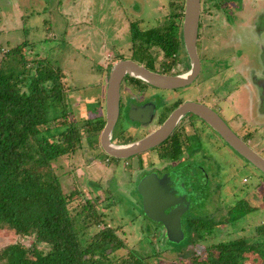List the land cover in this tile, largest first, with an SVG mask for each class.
Instances as JSON below:
<instances>
[{
	"label": "rangeland",
	"instance_id": "374dc122",
	"mask_svg": "<svg viewBox=\"0 0 264 264\" xmlns=\"http://www.w3.org/2000/svg\"><path fill=\"white\" fill-rule=\"evenodd\" d=\"M180 2L181 0H76L77 9L70 15L64 12L68 0H0V70L7 74H18L27 68L31 69L32 74H36L32 59L35 56L46 57L61 69L71 118L82 124L86 120L95 121L105 112L101 103L104 104V101L99 100L104 86L100 85L99 80L104 78L106 86L112 63L118 58L132 57L141 61L146 56L145 51L137 48L139 40L132 39L130 23L136 21L140 30L157 27L171 18L176 12V4ZM254 2L264 5V0ZM78 21L79 23H75ZM51 24H56V28H53L56 37L51 35L48 28ZM239 32L238 29L232 39H216L227 40L228 46H224V41L212 51L216 58L239 59L235 68L238 69L237 83L240 87L230 97L226 96L232 103L220 100L223 112L218 106L215 111L231 123L244 139H259L254 138L252 142H255L251 146L264 156V105L258 104L260 101L255 95L251 96V88L245 87V78L240 76L243 68L260 67L264 60L251 35H244V39H233ZM23 41L29 43L22 51L24 60H28L26 65L18 55H10V50ZM236 50L238 54L242 52V55L239 56ZM153 51L156 63L160 65L165 58L164 53L158 47L153 48ZM200 52L202 55V50ZM180 55L183 59L186 58L182 49ZM205 64L204 61V70L197 78V83L181 91L182 94L202 95V91H208L212 83L219 84V94L229 90L223 83L225 63L221 62L219 65V68L223 67L220 70L222 74L218 80L214 78L213 82L209 79L211 71ZM206 78L207 81L203 82ZM21 88L24 91L27 87L21 84ZM225 93L228 94V91ZM57 117L63 118L62 114ZM201 122L207 135L202 140V133L200 134L201 150L214 162L212 171L208 170L211 168L210 161L201 165L196 163L202 158H196L195 162H183L179 166H166L169 161L160 160L153 150L130 156L126 163L124 158L104 153L97 136L87 137L86 134L83 135L81 146L73 154L62 155L53 163L65 191L80 188L83 197L85 195L95 202L107 226L120 227L118 233L127 243V248L117 250L116 256L126 255L127 249L131 248L146 256L151 264H194L196 260H206L207 245L218 241L240 236L247 237L252 242L264 241V232L259 235L257 230L258 226L264 225V174L226 143L213 128ZM54 130L55 128L52 129L53 132ZM190 130L193 132L191 128ZM140 137L137 135L135 138ZM141 160L144 161V169H138ZM146 173H154L163 182H159L162 187L155 183L153 190L156 195L170 193L174 196L177 194L175 192H183L186 201L180 218L184 234L185 221L188 223L190 217L206 214L210 219L220 220L215 231L204 235V238L193 234L192 240L189 239L186 243L183 241L185 236L181 241L172 240L168 233L171 226L167 227L165 224L169 222L167 220L170 214L162 213L163 217L160 219L144 209L138 184ZM82 196H77L70 202L73 213L76 211L74 208L79 209L84 200ZM241 199L247 200L252 209L245 216L234 218L244 212L243 208H247ZM197 200L202 201L196 204ZM176 202L174 200V205L169 207H176ZM164 204L168 205L166 201ZM102 226L92 224L86 229V233L91 235ZM18 241L30 246L34 243V237L20 236L7 228L0 229V250ZM41 246L45 248L47 245L43 243ZM247 255V264L261 263L260 259H253L252 254Z\"/></svg>",
	"mask_w": 264,
	"mask_h": 264
},
{
	"label": "trees",
	"instance_id": "16d2710c",
	"mask_svg": "<svg viewBox=\"0 0 264 264\" xmlns=\"http://www.w3.org/2000/svg\"><path fill=\"white\" fill-rule=\"evenodd\" d=\"M175 10L157 27L140 30L136 21L130 23L132 39L139 40L141 51L161 49L165 57L161 65L167 69L177 62L182 49L183 0ZM28 44L23 41L10 50V55H18L24 65L28 60H24L22 51ZM32 60L36 74L27 68L18 74L0 70V229L33 236L34 243L8 244L0 250V264H151L146 256L131 248L126 255L116 256L117 250L127 248L118 233L120 227L107 226L95 202L83 197L80 188L64 190L53 163L62 155L73 154L81 146L84 134L99 139L106 119L100 115L95 121L82 124L71 118L61 69L46 57L35 56ZM21 84L26 85V90ZM59 114L63 118L59 119ZM169 152V147H165L160 156L167 157ZM77 196L84 200L73 213L70 202ZM240 201L247 208L234 218L243 217L252 209L247 200ZM206 216L185 221L184 243L192 240L193 234L204 238L215 231L220 220ZM92 224L103 226L89 235L86 229ZM257 230L263 234L264 225ZM43 243L48 247H42ZM207 249L206 260H196L194 264H247L248 253L264 264L263 240L252 242L240 236L209 244Z\"/></svg>",
	"mask_w": 264,
	"mask_h": 264
},
{
	"label": "flooded vegetation",
	"instance_id": "af4514ba",
	"mask_svg": "<svg viewBox=\"0 0 264 264\" xmlns=\"http://www.w3.org/2000/svg\"><path fill=\"white\" fill-rule=\"evenodd\" d=\"M254 1L255 0H238V2L236 0H200L201 13L197 47L202 64L201 72L204 70L205 61L206 68L211 71L209 79H212V82L214 78H217L218 80L219 76L222 74L220 70L223 69V67L219 68V65L221 62H224L226 68L223 70V74L225 75L223 76V83H225L229 89L225 90V92L228 91V94L225 92L223 94L218 93V83H212V86L208 91H202V95H192L189 93L182 94L181 91L191 88L195 82L197 83V79L193 83L184 87L163 88L127 74L121 83L119 117L112 132V141L120 144L131 143L149 135L162 125L178 106L186 101L202 102L214 110H216L215 107L218 106L219 110L223 112V108H221L219 104L220 100L224 99V102L232 103L233 101L226 98V96L230 97L233 94V91L240 87L239 83H237L239 76L238 69L235 68L237 60L239 59L238 57L236 60L234 57H230L229 59L226 57H222V59L216 58L212 54V51H215L214 47L220 46L224 41L226 42V45L224 46H228L227 40L216 39L220 37H230V39H232V35H235L236 31L239 29L240 32L238 35L234 36L233 39H244V35H251L252 40H256V45L264 60V5L256 4ZM231 47H233L232 44ZM137 48H139L138 50H141L140 46ZM153 48L155 47H150L145 51L146 56H143L141 61L136 60L137 58L133 57L130 59L137 61L151 70L171 75L184 72L190 68V60L187 53L186 58L183 59L180 55L181 51L178 55L177 62H175L170 69H167L161 64L157 65ZM201 50L202 55L200 52ZM236 53L238 54V50H236ZM238 55H242V52ZM119 59L123 58H118L117 60ZM179 62L182 64H179ZM180 65L183 66L180 67ZM240 73V76L245 78V87H248L249 89L251 88V96L255 95L258 98V101H260L258 104L264 105V64H261L260 67H245ZM204 81H207V78L204 79L203 82ZM219 81L221 82V80ZM133 107L136 109L135 112L137 116L147 120L141 122L133 119L131 116V110ZM101 115L106 119V110L104 114ZM222 118L226 121L224 117ZM201 121L204 122V125H209L196 114L192 112L186 113L179 119L169 136L150 150L155 151L157 155H159L158 158H160V160H168L169 163L166 166H179V164H182L183 162H195L196 158L198 160L199 158H202V160H199V162L196 163L201 165L207 164V161H210L211 168H208V170L212 171L214 162L209 156L203 154L201 150L202 145H200L199 140L200 134L202 133V140H205L207 136L202 125H200V123L202 124ZM227 123L232 129H234V131H236L231 123ZM190 128L193 132H191ZM137 135H140L141 137L136 139L135 137ZM254 138L255 137L243 139L248 141L251 145L255 142V140L252 142ZM99 145L103 150L100 143V135ZM165 147H169L170 149L169 156L161 157L160 152L164 150ZM103 152L106 153L104 150ZM124 160L128 163V158H124ZM176 193L177 194L175 195L177 196L180 192ZM170 196L172 195H167V197ZM172 197L170 198L173 199Z\"/></svg>",
	"mask_w": 264,
	"mask_h": 264
},
{
	"label": "water",
	"instance_id": "95a60500",
	"mask_svg": "<svg viewBox=\"0 0 264 264\" xmlns=\"http://www.w3.org/2000/svg\"><path fill=\"white\" fill-rule=\"evenodd\" d=\"M200 13V0H185L181 29V44L182 50L187 53L190 60V68L188 70L172 75L165 74L151 70L137 61L127 58L119 59L112 64L106 81V123L100 133L101 147L108 155L116 158H128L138 155L164 141L173 131L179 119L186 113L192 112L207 122L226 143L264 174V156L234 131L214 109L198 101H186L182 103L155 131L137 141L122 144L112 141V132L119 117L121 83L127 74L163 88L184 87L193 83L199 77L202 70L201 59L197 47ZM134 108L135 107L131 110L133 119L141 122L147 120L137 116L135 112L136 109ZM166 177H168V175H166ZM154 178L157 179L154 180ZM159 182L163 183L154 173H146L140 179L138 189L141 191L140 194L144 209L150 215L160 219L163 217L162 213L170 214L169 220L166 219L169 222L165 223L167 227L171 226V230H168L170 234L169 237L172 240L181 241L185 234L181 229L180 212L184 209L186 197L183 196V192L180 190V193H178L176 197L170 193L166 195L163 194L162 196L156 195L153 187L155 183L158 184L159 187H162ZM165 182L164 180V183ZM169 194L173 196H170L173 199L167 197ZM174 200L177 201V206L169 207V205H174L172 203ZM164 201H166L168 205L164 204ZM182 203L183 205H180Z\"/></svg>",
	"mask_w": 264,
	"mask_h": 264
},
{
	"label": "crops",
	"instance_id": "0c3cea01",
	"mask_svg": "<svg viewBox=\"0 0 264 264\" xmlns=\"http://www.w3.org/2000/svg\"><path fill=\"white\" fill-rule=\"evenodd\" d=\"M61 3L62 2H60L59 3V5H61ZM84 3H87V1H84ZM77 8H76V0H68V5H67V7H66V10L64 11V12H66L67 14H70V15H72V13H73V11H75ZM62 13V12H61ZM51 16H52V14H51ZM52 17H50V19H51ZM75 23H79V21L78 22H75ZM49 30H50V32H52L51 33V35L52 36H54V37H56L57 36V34L54 32V30H53V28H56V24H51L49 27ZM52 30V31H51ZM63 34L65 35L66 34V31L65 32H63ZM103 80H105L104 78H101L100 80H99V83H100V85H102V86H104V89H102L101 91H100V93H101V95H100V101L101 100H103L104 101V104H105V94H106V86H105V81H103ZM102 103V108L104 109V104H103V102H101ZM145 152V151H144ZM139 155V154H138ZM144 161H140V163H139V166H138V169H139V167L140 168H143L144 169Z\"/></svg>",
	"mask_w": 264,
	"mask_h": 264
},
{
	"label": "built area",
	"instance_id": "2783aa9c",
	"mask_svg": "<svg viewBox=\"0 0 264 264\" xmlns=\"http://www.w3.org/2000/svg\"><path fill=\"white\" fill-rule=\"evenodd\" d=\"M109 160V158H107V161Z\"/></svg>",
	"mask_w": 264,
	"mask_h": 264
}]
</instances>
